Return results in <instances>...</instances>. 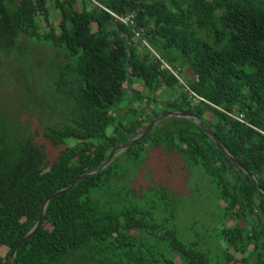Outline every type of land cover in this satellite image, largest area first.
Here are the masks:
<instances>
[{"label":"trees","instance_id":"trees-1","mask_svg":"<svg viewBox=\"0 0 264 264\" xmlns=\"http://www.w3.org/2000/svg\"><path fill=\"white\" fill-rule=\"evenodd\" d=\"M37 47L60 58L55 89L38 98L47 122L0 112V264L46 199L88 172L49 202L14 264H264V193L194 119L161 120L99 171L155 118L186 112L264 188V0H0V51L22 66ZM153 150L211 180L222 256L180 238L134 189L131 202L119 188L101 198Z\"/></svg>","mask_w":264,"mask_h":264},{"label":"rangeland","instance_id":"rangeland-1","mask_svg":"<svg viewBox=\"0 0 264 264\" xmlns=\"http://www.w3.org/2000/svg\"><path fill=\"white\" fill-rule=\"evenodd\" d=\"M51 9L52 19L56 23L59 13ZM26 58L27 63L20 66L21 63L14 57L0 51V112L15 115L23 111L25 113L20 114L22 120L35 116L36 124L43 126L47 117L44 105L38 98L45 96L48 100V95L55 89L54 78L58 75L57 63L60 58L55 49L49 47H37ZM181 77L185 82V73ZM24 81L33 94L31 98L28 88L23 85ZM48 150L53 153L50 146ZM122 153L117 152L115 157ZM123 174L126 175L119 177L110 189L102 193L104 201H110L113 197L110 193L119 188L122 193L115 196L116 199L120 203L131 202L127 194L134 189L145 207L154 202L157 218L169 220L167 224L176 229L180 238L186 242L200 240L213 259L222 256L226 244L219 240L218 228L225 204L218 202L214 186L205 173L197 168L189 170L180 159L163 150H153L136 164L128 166ZM159 190L166 193L165 202L157 194ZM232 223L233 220H230L229 224ZM233 264L240 262L234 260Z\"/></svg>","mask_w":264,"mask_h":264},{"label":"water","instance_id":"water-1","mask_svg":"<svg viewBox=\"0 0 264 264\" xmlns=\"http://www.w3.org/2000/svg\"><path fill=\"white\" fill-rule=\"evenodd\" d=\"M169 117H186V118H191L194 119L205 131L206 133L211 137V139L217 144L218 147H220L235 163H237V165L239 167H241L245 173H247L255 183L258 184L260 190L264 193V188L258 183V180L256 179V177L254 175H252L247 169L246 167L240 162L238 161L219 141L218 139L215 137V135L206 127V125L204 124L203 120L201 118H199L197 115L192 114V113H186V112H169V113H165L160 115L159 117L155 118L152 123L148 126V128L139 136H137L136 138L132 139L131 141H129L128 143L119 146L114 153L110 156V158L104 162L101 166V168L99 169V171L103 168H105L107 165H109L112 161V159L115 157L117 152H124L126 149H128L130 146H132L134 143H136L137 141L141 140L142 138H144L145 136H147V134L154 128V126L156 124H158L161 120L165 119V118H169ZM94 172H88L82 176H80L76 181H74L69 187L64 188L52 195H50L45 203L42 206L41 212H40V217L39 220L37 222V224L34 226V228L28 233V235H26L23 239H21L17 245L15 246L11 257H10V264H14L15 263V258L17 255V251L19 249V247L26 241L29 240L30 238H32L35 233L38 231V229L41 227L42 223H43V218H44V214H45V210L47 208V205L49 204V202L53 199L56 198L60 195L65 194L66 192L70 191L71 189H73L79 181H81L83 178L93 174Z\"/></svg>","mask_w":264,"mask_h":264},{"label":"built area","instance_id":"built-area-1","mask_svg":"<svg viewBox=\"0 0 264 264\" xmlns=\"http://www.w3.org/2000/svg\"><path fill=\"white\" fill-rule=\"evenodd\" d=\"M131 18H123L122 20L125 22H129ZM174 72V71H173Z\"/></svg>","mask_w":264,"mask_h":264}]
</instances>
